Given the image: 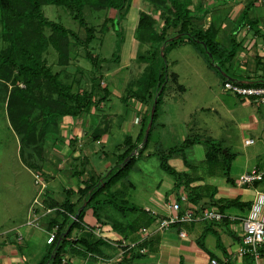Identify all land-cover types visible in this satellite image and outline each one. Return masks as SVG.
<instances>
[{"label": "rangeland", "instance_id": "374dc122", "mask_svg": "<svg viewBox=\"0 0 264 264\" xmlns=\"http://www.w3.org/2000/svg\"><path fill=\"white\" fill-rule=\"evenodd\" d=\"M134 9L133 5L128 7L130 16ZM42 12L49 20L62 24L79 36L78 40L70 38L69 62L65 66L58 64V53L51 44L42 53L43 62L58 72L64 84H71L74 91H94L93 81L100 82L102 86L101 81L105 78L107 82H115L116 90L122 93L143 71L146 62L139 61L137 57L141 53L145 54V51L142 49L137 51L134 48L124 57L123 68L119 72L118 66L122 65L119 64L120 53L124 41L122 33L127 27L126 22L121 19L118 33L122 35L123 40L119 41L109 20L115 15V10H95L88 5L83 8L84 17L88 24L93 26L95 35L86 47L82 45L85 30L78 20L73 18V13L68 8L47 4L42 6ZM42 31L45 36L51 32L46 27ZM181 40L171 47L167 46L164 51L168 76L165 74L167 78L162 84L164 91L157 109V118L152 124L147 148L137 158L129 174L110 192L100 194L98 203L93 204L100 212H105L107 225L121 228L132 220L138 223L137 217L142 215V207L146 204L151 205L150 198L156 194L176 191L190 196L194 189L190 187L189 182L193 179L199 178L201 184H208L210 180L213 183L221 181L225 178L223 154L226 150L241 156L247 154L252 162L264 168V146L261 141L259 143V138L264 141V120L260 122L259 131L249 129L250 115L253 113L257 116V107L247 99L250 103L242 105V101L237 97L224 92L221 77L224 71L220 72L215 62L213 66L209 65L200 46L188 42L184 37ZM7 46L8 43L2 38L0 21V50H5ZM86 50L97 57L98 67L86 59ZM105 71L111 72L109 76L104 75ZM173 73L177 74L176 80L172 76ZM178 85L182 86V89H179ZM25 88L26 84L22 80L13 84L11 80L0 78V232L22 220L25 207L38 187L34 183V174L45 181L46 169L41 168L44 166L41 162L46 161V148L51 147L58 137V124L56 126L51 123L46 129V120L41 116L43 104L38 102L40 105L29 107L18 103L14 91ZM129 92L126 93L127 96ZM43 93L46 94V90ZM98 96H101L100 92H97L96 97ZM128 98L138 100L134 96ZM112 101L114 106L112 111L124 118L128 131L127 133H122L118 129L112 131V141L105 146L108 153L106 159H102L97 153L89 158L88 165L94 166L103 175L115 168L117 162L115 154L119 152L117 147L122 144L126 134L135 136L141 129V124L133 122L137 112L131 104H125L116 97H112ZM153 102L154 99L150 110ZM106 108V111H109V104ZM20 109H25L27 120L21 127H16L12 118ZM258 117L261 118L260 114ZM142 118L143 116L140 118L141 123ZM31 120H36L34 130L24 136L27 122ZM245 137H249L253 143L244 146ZM205 139L222 148V153L217 154L215 162L207 160L208 147ZM191 140L196 141L189 144ZM90 146L100 148L93 142H90ZM172 147H177L178 151L168 156L166 161L177 175H172L161 167V156ZM49 161L51 166H58L57 161ZM66 164L65 169H69V165ZM78 180L76 176L67 179L64 172H58L49 186L53 187L54 196L60 198L63 189L73 186ZM105 199H111L125 209L131 207L134 210L126 209L123 215L116 207L103 204ZM89 209L92 210V206L86 210Z\"/></svg>", "mask_w": 264, "mask_h": 264}, {"label": "crops", "instance_id": "0c3cea01", "mask_svg": "<svg viewBox=\"0 0 264 264\" xmlns=\"http://www.w3.org/2000/svg\"><path fill=\"white\" fill-rule=\"evenodd\" d=\"M132 5L135 9L130 16L128 7H132ZM128 7L123 18L127 28L123 26L124 41L119 61V64L122 65L118 66L120 68L119 72L123 68L124 57L129 55L132 49L135 48L137 51L141 49L143 51L148 50L146 44L140 43L135 38L139 12L144 11L151 14L156 19L157 26L161 24L159 12H156L147 1L130 0ZM189 9L195 15L197 27L206 30L209 26H213L216 29V37L220 45L230 48L232 40H234L236 45L235 55L231 61L225 63L226 75L240 83H250L264 78L263 5L257 4L253 0H189ZM221 40H224V42ZM139 61L141 60L139 59ZM110 73L105 71L104 75L109 76ZM101 84L109 91L105 101L92 106L87 112L77 117L64 115L57 119L58 137L55 143L50 145L51 147L46 148V161L41 162V165H44L41 168L46 169V179L44 181L45 187L38 197L45 205L41 207L33 204L39 190V187H37L35 194L32 195L25 207L22 220L0 232V264H38L49 249V244L46 243L47 232L52 229L48 228L49 221L52 219L61 221L63 219L56 210L46 213L45 208H55L49 206L50 203L63 202L67 196L65 191L68 189L74 191L68 195L70 201L77 202L79 193L75 191L83 187L84 180L90 175L95 177L104 176L94 166L88 165L89 158L97 153L102 159H106L108 153L105 146L112 141V131L117 129L122 133L128 131V125L124 118H121L117 112L112 111L114 110L112 109L114 107L112 97L119 98L125 104H131L137 112L136 116L140 118L144 116L148 108L147 103L133 100L134 98L124 99L126 91L119 93L116 90V83L113 81L107 82L104 78ZM94 92H99V90L95 88ZM237 98L242 101V105L250 103L246 99ZM107 104H109V111H106ZM255 106L257 107V116L253 113L250 115L249 129L259 131L261 129L260 122L262 119L264 120V106ZM258 114L261 118L258 117ZM134 124H141V122H134ZM97 128L101 131L95 137L94 132ZM139 131L135 136L126 134L124 139L130 136L135 141ZM124 139L122 144L117 147L119 152L115 154L117 156L115 167L118 164L119 154L125 149ZM249 139V137L244 138V146L253 143L252 140L251 143L246 144L245 141ZM260 141L264 146V141L259 138V143ZM90 142L99 145L100 148L90 146ZM49 160L57 161L58 166H51ZM65 163L69 165V169H65ZM76 164L78 165L76 166ZM254 168L264 169L257 163L252 162L247 154H243V156L233 154L229 170L232 183L228 182L226 177L217 183L210 180L208 184H201L202 181L199 178L195 180L192 178L193 181H190L189 185L194 190L188 196V206L196 209L209 207L211 206L210 199H238L241 202L251 204L257 192H264V186H262L264 179L252 186H241L236 179L240 174ZM58 172H64L67 179L74 176L79 179L73 186L65 187L60 198L54 196L53 187L49 186L55 180ZM178 194L176 191H166L164 194H156L155 197L150 198L151 205H144L142 215L137 217L140 223L139 226L127 237L121 231H125L129 227V223L117 229L114 226L105 224L106 214L104 211L97 219L92 210H86L83 223H81L82 229L72 231L70 239H76L85 233L91 232L95 237L104 240L105 243L100 246V252L88 253L85 256L72 255L67 251L62 256V264H109V260L113 259L119 251L116 243L120 239L139 240L142 236L141 228L148 217L153 218V215L155 217L166 216L168 214L166 204L177 198ZM186 206V204L182 205L183 208ZM248 210L249 208L244 210L236 207L227 208L224 210L226 218L223 221L198 220L177 225L162 232L155 231L152 223L147 226L150 229L147 239L152 240L149 244L151 248L145 247L144 253L134 252L113 264H210V259H216L223 264H252L248 257H238L236 255L243 232L240 219L247 215ZM30 220H35L37 225L27 224V221ZM83 225H87L92 231H87ZM181 230L185 232L184 237L180 236ZM96 232H98V236L95 234Z\"/></svg>", "mask_w": 264, "mask_h": 264}, {"label": "trees", "instance_id": "16d2710c", "mask_svg": "<svg viewBox=\"0 0 264 264\" xmlns=\"http://www.w3.org/2000/svg\"><path fill=\"white\" fill-rule=\"evenodd\" d=\"M152 8L159 12L160 26H157L156 19L149 13L141 11L138 15V21L135 29V38L142 44L148 46L145 54H139L138 59L146 62L143 71L131 82L126 91H130L128 96L136 97L140 102L148 103V108L142 118L141 129L135 139L127 136L124 139L125 149L118 156V164L111 169L103 177H95L90 175L83 181V187L77 189L79 198L77 202H71L69 194L74 192L71 189L66 190V198L63 202L50 203L49 206L55 207L63 219L58 221L52 219L48 223L51 229L57 226L54 240L49 244L46 255L38 264H62V256L67 251L72 255L85 256L88 253L100 252V246L105 242L100 237H95L91 232L85 233L76 239H70L74 230L82 229L81 223L86 209L92 206L93 215L99 219L101 212L94 207V203H98V197L105 191L111 189L123 178H125L140 155L147 148L150 138L151 128L146 142L142 143L145 128L150 118V106L152 100L156 96L155 112L153 115L154 123L157 118V109L161 101V95L164 91L162 85L168 72L165 62L164 51L167 46L171 47L176 42L182 41L184 37L188 42H192L201 47L202 53L208 60L210 66L215 62L219 66L220 72H225V63L232 60L235 55L236 45L234 40L230 48L220 45L216 34L217 31L213 26H209L206 30L197 27L195 23V15L189 9V0H145ZM54 4L64 6L73 13V18L78 20L81 27L85 30V39L82 45L86 47L91 40L94 39V28L90 26L83 14V8L88 5L95 10L113 9L115 15L109 20L113 30L117 33L119 41H122V35L119 32V21L123 19L124 12L130 4V0H0V21L2 26V38L8 43L5 50H0V78L11 80L13 84L22 80L26 84L24 90L17 89L14 95L18 103L22 105L34 106L41 105L43 118L46 120V129L53 123L57 126V119L60 116L70 115L77 117L87 112L92 106H96L105 101L109 95L106 87H102L100 82L93 86L99 90L101 96L96 97L97 92L90 91H74L71 84L63 83L58 72L53 71L50 66L42 60V53L51 44L57 51L59 60L58 64L65 66L69 62V44L70 38L78 40V34L63 26L62 24L49 20L43 15L42 6ZM49 28L50 34L44 35L43 28ZM178 36V37H176ZM165 44L163 55L160 54L161 46ZM210 54V55H209ZM85 57L98 67L97 57L93 56L88 50ZM174 80L177 74H172ZM222 82L227 80L226 76L221 75ZM236 81V80H234ZM247 85H264V78L261 80L243 83ZM179 89L182 86L178 85ZM46 90V94L43 91ZM126 92V93H127ZM96 94V95H95ZM55 95V97H53ZM127 94L124 99L128 98ZM40 102V103H38ZM25 109L17 111L12 122L16 127H21L27 120ZM39 119V118H38ZM37 119V120H38ZM50 121V122H49ZM34 121L27 122L24 136L32 133L34 130ZM49 122V123H48ZM48 123V124H47ZM101 129L97 128L94 136L97 137ZM197 140V139H196ZM196 140L189 141L192 144ZM208 147L206 156L207 160L215 162L217 154L222 153L220 145L215 146L214 142L205 139ZM137 151V153H135ZM177 147L170 148L165 155L161 156V167L172 175H177L176 171L167 163L166 158L177 153ZM225 159L224 175L228 182L230 179V163L233 154L228 150L223 154ZM85 206L80 209L82 203ZM103 204L111 205L124 212L126 209L134 210V208H123L117 205L111 199L103 200ZM210 205L224 212L225 209L236 207L239 209L250 208L249 202H241L238 199H210ZM61 208V209H60ZM143 213V211H142ZM73 215L75 219L71 218ZM225 220V218L223 219ZM153 218L148 217L144 222V226L152 224ZM139 222L130 221L129 227L125 231H121L125 237L134 232ZM118 229V227H116ZM126 228V227H125ZM152 240L145 239L140 246L150 247Z\"/></svg>", "mask_w": 264, "mask_h": 264}, {"label": "built area", "instance_id": "2783aa9c", "mask_svg": "<svg viewBox=\"0 0 264 264\" xmlns=\"http://www.w3.org/2000/svg\"><path fill=\"white\" fill-rule=\"evenodd\" d=\"M255 3L264 6V0H253ZM264 49V40H263ZM224 92L231 93L237 97L247 99L257 106H264V85H247L238 81L227 79L222 82ZM135 123L140 122V117L134 118ZM252 140H246L245 143H251ZM137 153V151H135ZM264 179V169L254 168L244 172L238 176L237 183L241 186H252L255 183ZM34 183L39 187L37 197L33 200L34 205L44 207L39 199L43 188L45 187L44 180L39 175H34ZM183 204L187 206L182 207ZM189 199L185 193H179L177 198L170 200L166 204L168 214L166 216L155 217L153 215V224L155 231H165L171 227L189 223L193 221H213L219 222L226 218L224 212L214 206L198 208L188 206ZM46 213H49L55 208H45ZM71 218H76L70 215ZM242 226L241 243L236 251L238 257H248L252 264H264V192H257L251 202V206L245 217L240 219ZM27 224L37 225L35 220L27 221ZM87 231H92L87 225H83ZM57 226H54L48 231L46 243L51 244L54 240ZM94 232V231H93ZM142 236L139 240L120 239L116 245L119 248L118 253L109 260V264L120 261L126 255H131L134 252L140 254L145 252V247L140 246L149 236L150 229L145 226L141 228ZM98 236V232L95 233ZM180 236L184 237L185 232L180 231ZM210 264H223L216 259H210Z\"/></svg>", "mask_w": 264, "mask_h": 264}, {"label": "water", "instance_id": "95a60500", "mask_svg": "<svg viewBox=\"0 0 264 264\" xmlns=\"http://www.w3.org/2000/svg\"><path fill=\"white\" fill-rule=\"evenodd\" d=\"M176 37H178V36H176ZM164 47H165V44H163V45L161 46V49H160V54H161V55H163ZM209 55H210V54H209ZM216 67H217V69L220 70V68H219L218 65H216ZM222 75H223V76H226V78H228V79H230V80H233L231 77H229L228 75H226V73H222ZM156 101H157V99H156V96H155V98H154V102H153V105H152V108H151V111H150V118H149V121H148L147 126H146V128H145V133H144V137H143L142 143L147 141L148 134H149L150 128H151V126H152V121H153V115H154V112H155V104H156ZM85 204H86V203H84V204L80 207V209H82V208L85 206Z\"/></svg>", "mask_w": 264, "mask_h": 264}]
</instances>
